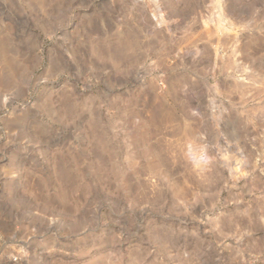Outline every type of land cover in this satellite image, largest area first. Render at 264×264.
<instances>
[{
  "label": "rangeland",
  "instance_id": "374dc122",
  "mask_svg": "<svg viewBox=\"0 0 264 264\" xmlns=\"http://www.w3.org/2000/svg\"><path fill=\"white\" fill-rule=\"evenodd\" d=\"M0 264H264V0H0Z\"/></svg>",
  "mask_w": 264,
  "mask_h": 264
}]
</instances>
